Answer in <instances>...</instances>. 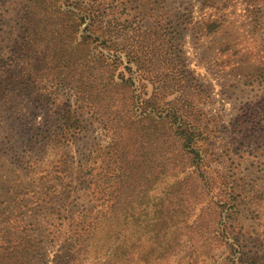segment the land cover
Here are the masks:
<instances>
[{
    "label": "rangeland",
    "instance_id": "1",
    "mask_svg": "<svg viewBox=\"0 0 264 264\" xmlns=\"http://www.w3.org/2000/svg\"><path fill=\"white\" fill-rule=\"evenodd\" d=\"M120 36L133 91L97 61ZM117 224L125 264L193 236L194 264H264V0H0V264H55L70 229L61 264H98Z\"/></svg>",
    "mask_w": 264,
    "mask_h": 264
},
{
    "label": "trees",
    "instance_id": "2",
    "mask_svg": "<svg viewBox=\"0 0 264 264\" xmlns=\"http://www.w3.org/2000/svg\"><path fill=\"white\" fill-rule=\"evenodd\" d=\"M31 10L35 13V9L33 8L32 4H29ZM61 13H66L65 10H59ZM81 18L83 20H86L89 18V23L94 22L96 14L93 11H89L86 13L80 14ZM79 18V17H78ZM124 27V26H122ZM121 30V29H120ZM120 40L118 41L116 38L112 39H105L106 42H101V44L104 46L99 52H97V61L100 64H107L108 67H112L114 70V77L113 81L116 85H124L126 87L132 88V91L134 89V86L136 88H140V84L142 82L143 78V71H144V59L141 56V53L139 51V46H136V48L129 47L126 44V41L123 39V36H120ZM49 55V54H47ZM123 67L120 70L122 81L119 82L118 78H116V71ZM127 71L129 72L128 76H126ZM140 97V95H139ZM132 104H135L134 95L131 97ZM176 134L179 136V139L181 141V144L184 148L187 146H192L194 143V133L191 129H188V127L184 126V123L180 125L179 131L176 132ZM189 159L192 160L191 156H189ZM190 173L194 174L193 171ZM191 174L192 178L193 175ZM78 218H75L73 214L69 216L68 224L69 226H72L75 222H78L80 220ZM184 219H180V221H183ZM121 224H117V226L114 228L113 233L110 231L105 236H99V242L101 243L98 250H97V257H98V264H125V257L128 253L127 249V235L124 233L125 228L120 227ZM201 227L202 224L197 222L195 224V230L198 227ZM189 227V225H188ZM191 228V227H189ZM194 228V227H192ZM74 232L72 230H69V234L64 238L63 243L59 247V249L55 252L54 256V263L55 264H61L62 257L64 254L67 253V256L64 260V262H68L72 257V251L76 248V241H74ZM211 239H215V244H220L222 241V238L218 235L213 236ZM193 246H197L198 248L203 247L204 244L200 242V237L193 236ZM162 251L157 256V258L163 259L165 255L169 252L171 249V242L170 240L164 238L161 242ZM198 248L193 249L190 251L186 256L189 257L188 263L194 264L197 260V251ZM236 253V250L234 254ZM196 254V255H195ZM230 262L231 264H235L236 259L235 257H230L228 260H224V263Z\"/></svg>",
    "mask_w": 264,
    "mask_h": 264
}]
</instances>
